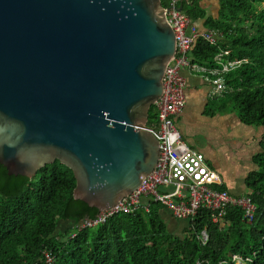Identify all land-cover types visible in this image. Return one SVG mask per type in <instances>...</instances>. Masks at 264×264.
<instances>
[{
	"label": "water",
	"instance_id": "1",
	"mask_svg": "<svg viewBox=\"0 0 264 264\" xmlns=\"http://www.w3.org/2000/svg\"><path fill=\"white\" fill-rule=\"evenodd\" d=\"M163 0H0V163L34 179L60 161L100 211L156 169L148 127L177 36ZM184 11V5L178 7Z\"/></svg>",
	"mask_w": 264,
	"mask_h": 264
},
{
	"label": "trees",
	"instance_id": "2",
	"mask_svg": "<svg viewBox=\"0 0 264 264\" xmlns=\"http://www.w3.org/2000/svg\"><path fill=\"white\" fill-rule=\"evenodd\" d=\"M170 2L163 0L165 7ZM184 12L197 25L205 21L206 28L221 33L218 44L197 42L194 61L215 66L222 50L232 60H248L226 77L235 90L221 100L231 104L242 124L263 129L261 152L253 159L257 169L245 180L256 206L253 222L237 207L227 210L223 226L202 211L179 236L169 229L165 207L155 204L150 212L120 213L83 229L81 224L101 211L75 199L78 181L72 169L58 160L31 179L10 175L0 163V264H237L235 256L246 264H264V0H221L216 18L208 17L200 0L185 3ZM157 119L154 106L150 124ZM66 223L74 226L61 233Z\"/></svg>",
	"mask_w": 264,
	"mask_h": 264
},
{
	"label": "built area",
	"instance_id": "3",
	"mask_svg": "<svg viewBox=\"0 0 264 264\" xmlns=\"http://www.w3.org/2000/svg\"><path fill=\"white\" fill-rule=\"evenodd\" d=\"M178 0H171L173 8L167 12L168 20L177 36V54L169 65L164 93L156 105L157 122L149 123L148 129L160 142V159L154 172L145 178L142 186L123 198L116 206L103 210L96 219H87L81 228H95L106 223L120 213L131 214L139 210L150 212L155 204H160L181 221L194 222L200 212L209 213L216 224H223L227 210L231 207L241 209L243 218L252 223L256 213L249 195H233L223 188L221 175L208 163L204 153L192 148L184 139L176 118L181 116L187 106V81L184 72L201 77L212 85L210 98L213 101L234 92L226 77L248 63L247 59L232 60L228 50H222L215 58L216 65L200 64L191 57L200 39L218 44L221 33L217 29H201L184 11L178 10ZM76 236V235H74ZM205 244L209 234H202ZM52 263L54 258L47 253ZM234 259H240L235 256Z\"/></svg>",
	"mask_w": 264,
	"mask_h": 264
},
{
	"label": "crops",
	"instance_id": "4",
	"mask_svg": "<svg viewBox=\"0 0 264 264\" xmlns=\"http://www.w3.org/2000/svg\"><path fill=\"white\" fill-rule=\"evenodd\" d=\"M171 1V0H170ZM196 0H178V5L194 4ZM208 17H218L221 0H200ZM171 5V2H170ZM201 29H208L205 21ZM187 81V106L184 113L176 118V123L185 141L194 149L204 153L208 163L218 172L223 188L233 195H245L247 175L256 170L253 159L261 152L262 128L242 124L235 109L222 100L210 98L212 85L201 77L184 72ZM226 104V105H225ZM231 105V104H228ZM242 131L247 134H243ZM170 223L171 232L184 234L189 228L188 221H181L164 211Z\"/></svg>",
	"mask_w": 264,
	"mask_h": 264
},
{
	"label": "rangeland",
	"instance_id": "5",
	"mask_svg": "<svg viewBox=\"0 0 264 264\" xmlns=\"http://www.w3.org/2000/svg\"><path fill=\"white\" fill-rule=\"evenodd\" d=\"M263 7V5H259V8H262ZM227 106V108L228 107H230L231 105H226ZM158 115V114H157ZM243 134H247L246 132H244V131H242V136H243ZM245 195H248V194H245ZM201 213V212H200ZM167 222V224H168V226H169V229H170V223H169V221L167 220L166 221ZM74 225L72 224V223H66V224H63L62 226H61V229H60V231H61V233H65L66 231H67V229H69V228H71V227H73ZM177 234V233H176ZM180 235H182V234H180ZM237 264H246V263H243L242 261H241V259H238L237 260V262H236Z\"/></svg>",
	"mask_w": 264,
	"mask_h": 264
}]
</instances>
